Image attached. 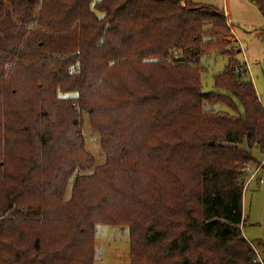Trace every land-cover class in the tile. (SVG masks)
Returning a JSON list of instances; mask_svg holds the SVG:
<instances>
[{"label":"trees","instance_id":"obj_1","mask_svg":"<svg viewBox=\"0 0 264 264\" xmlns=\"http://www.w3.org/2000/svg\"><path fill=\"white\" fill-rule=\"evenodd\" d=\"M230 34L192 0L1 1L0 264H93L97 223L128 228L129 264H261L241 227L264 107Z\"/></svg>","mask_w":264,"mask_h":264},{"label":"rangeland","instance_id":"obj_2","mask_svg":"<svg viewBox=\"0 0 264 264\" xmlns=\"http://www.w3.org/2000/svg\"><path fill=\"white\" fill-rule=\"evenodd\" d=\"M1 1L7 2V0ZM192 1L213 5L222 8L224 11L225 6L229 7L232 14L229 22L232 24L233 30H231L230 35L223 36L220 39L223 43L230 42L231 48L237 47L239 50L236 52L235 58L240 64L246 65L247 76L252 80L256 93L264 107V34L259 33L264 28V18L258 7L250 0ZM200 62L207 68V71L201 75L202 89L204 91L212 90L214 88L212 75L223 70L227 57L217 52H210L203 54ZM211 107L214 110L234 113L224 104L217 103ZM81 118L84 148L94 157L95 164H100L104 161V156L99 148V135L90 128L88 116L85 112L81 113ZM251 153L256 162L250 163L245 170L247 181L242 197V213L245 221L241 230L247 241L255 243L259 240L264 241V154L256 147L252 148ZM257 166L259 168L256 176L248 180ZM255 252L257 259L264 262L262 248H255ZM129 263L128 228L102 223L95 224L93 264Z\"/></svg>","mask_w":264,"mask_h":264},{"label":"crops","instance_id":"obj_3","mask_svg":"<svg viewBox=\"0 0 264 264\" xmlns=\"http://www.w3.org/2000/svg\"><path fill=\"white\" fill-rule=\"evenodd\" d=\"M226 7V8H225ZM224 8H225V11H224V13H225V16H226V18H227V20H228V22H229V19H231V16H232V14H231V10L229 9V7L228 6H225ZM230 23V22H229ZM231 24V23H230ZM231 26V30H233V27H232V24L230 25ZM234 36V35H233ZM260 166V165H259ZM258 167V166H257ZM256 167V168H257ZM255 168V169H256ZM255 171V170H254ZM257 172H258V170H257ZM256 172V173H257ZM255 176H256V174H255Z\"/></svg>","mask_w":264,"mask_h":264},{"label":"built area","instance_id":"obj_4","mask_svg":"<svg viewBox=\"0 0 264 264\" xmlns=\"http://www.w3.org/2000/svg\"><path fill=\"white\" fill-rule=\"evenodd\" d=\"M244 69H245V68L241 67V68H238V71H243ZM246 70H247V68H246ZM258 168H259V166L255 169V171H253V172L250 174L248 180L253 179V178L255 177V174H256ZM258 260L261 262V264H264V262H263L261 259H258Z\"/></svg>","mask_w":264,"mask_h":264}]
</instances>
